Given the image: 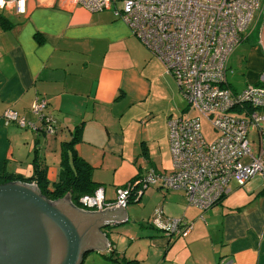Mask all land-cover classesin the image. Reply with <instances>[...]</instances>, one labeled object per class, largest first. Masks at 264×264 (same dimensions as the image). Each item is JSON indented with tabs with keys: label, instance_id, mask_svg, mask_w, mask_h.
I'll return each mask as SVG.
<instances>
[{
	"label": "crops",
	"instance_id": "obj_1",
	"mask_svg": "<svg viewBox=\"0 0 264 264\" xmlns=\"http://www.w3.org/2000/svg\"><path fill=\"white\" fill-rule=\"evenodd\" d=\"M0 16L7 23H0V174L28 177L38 166L51 189L62 167L61 145L77 128L67 155L89 165L90 180L107 201L149 169L170 170L167 119L176 115L171 107L178 101L173 77L112 10L92 12L71 0H26L25 14L3 9ZM36 99L46 102L44 113L55 119L54 134L43 132L30 111ZM5 109L37 129L4 124ZM139 190L134 201L146 197L144 215L135 218L124 207L127 221L104 228L108 248L94 251L101 259L113 253L138 264H264L263 175L241 187L232 184L204 211L188 205L179 191L154 185ZM158 206L161 219L193 222L186 237L169 239L150 223Z\"/></svg>",
	"mask_w": 264,
	"mask_h": 264
},
{
	"label": "built area",
	"instance_id": "obj_2",
	"mask_svg": "<svg viewBox=\"0 0 264 264\" xmlns=\"http://www.w3.org/2000/svg\"><path fill=\"white\" fill-rule=\"evenodd\" d=\"M89 11L112 10L131 33L170 74L186 106L167 119L171 167L167 173L149 169L144 175L117 187L113 201L97 187L78 199V207L101 211L125 207L138 187L157 186L179 191L188 205L199 210L212 207L231 189L241 187L256 174L264 177V69L254 83L238 90L227 80V58L247 38L249 28L264 12V0H71ZM13 9L23 15L26 0H0V11ZM254 22V23H253ZM46 102L36 99L30 111L40 120V129L56 132L55 119L44 113ZM196 112L206 117L218 135L205 141ZM4 124L37 129L12 109L1 114ZM256 130L253 152L248 127ZM133 197V196H132ZM170 238L186 237L193 222L183 217L156 215L150 222Z\"/></svg>",
	"mask_w": 264,
	"mask_h": 264
},
{
	"label": "water",
	"instance_id": "obj_3",
	"mask_svg": "<svg viewBox=\"0 0 264 264\" xmlns=\"http://www.w3.org/2000/svg\"><path fill=\"white\" fill-rule=\"evenodd\" d=\"M260 44L264 52V12ZM127 219L121 206L86 211L69 193L50 201L35 183H0V264H82L108 248L104 228Z\"/></svg>",
	"mask_w": 264,
	"mask_h": 264
},
{
	"label": "rangeland",
	"instance_id": "obj_4",
	"mask_svg": "<svg viewBox=\"0 0 264 264\" xmlns=\"http://www.w3.org/2000/svg\"><path fill=\"white\" fill-rule=\"evenodd\" d=\"M116 5L119 7L121 5L119 0H116ZM258 13H254L253 20L255 24L252 28H249L248 30V36L241 42H239L231 51L227 58V80L232 84L233 87L240 90L245 83H254L257 77H259V74L264 69V52L263 48L260 44V26L263 21V14H261V17L257 18ZM253 22V23H254ZM263 53V55H262ZM175 85V92L178 93V100L176 102V105L173 108L175 110L174 112L178 114L180 112V109H183L187 102L186 99L179 93L178 87L174 81L172 80ZM170 95V91L167 88V99ZM171 106L170 100H167V111L169 110L168 107ZM192 114H196L198 116L199 122H200V131L205 141H212L217 135L218 132L215 131L213 128L211 122L204 116L197 114L196 112H192ZM247 139L250 141L249 145L252 149V151H255L256 148V142H257V134L254 127L249 126L248 127V134ZM232 184L230 183V186ZM150 187V186H149ZM146 197H144L140 202H128L127 208L132 211L135 214V218L140 219L141 216L144 215V203H145ZM160 206V205H159ZM156 209V214L161 215L160 208ZM154 216V214H153ZM134 217H130V222H134ZM147 217V216H146ZM166 218V217H165ZM202 219V218H201ZM145 220V219H144ZM204 220V219H202ZM141 222L137 220V223ZM143 223V220L141 222ZM145 225V224H144ZM122 227V226H119ZM115 235V234H114ZM95 252L88 253L83 258L82 264H116L112 260L106 259L103 260L100 258V256H97V254H94ZM104 253V252H103Z\"/></svg>",
	"mask_w": 264,
	"mask_h": 264
},
{
	"label": "trees",
	"instance_id": "obj_5",
	"mask_svg": "<svg viewBox=\"0 0 264 264\" xmlns=\"http://www.w3.org/2000/svg\"><path fill=\"white\" fill-rule=\"evenodd\" d=\"M0 19H1L0 21L1 25L6 27L7 23L5 18L0 16ZM76 132H78V128L75 131L73 137H71L70 140L68 141H64L61 145L62 167L59 172V179L57 182L53 183L51 189L48 188V182L45 179L43 170L39 169L38 166H34L35 168L33 174L28 177H12L10 175L0 174V183H4L8 181H16V180L26 183L34 182L38 187L39 191L41 192V194L50 201L58 199L63 195L69 193L71 202L74 205H78V199L81 196L92 194L98 186L90 180L89 165L86 162H83L74 153H72L70 159L67 155V150L71 151L73 143L78 140V136L76 135ZM136 178L137 177L132 178L129 181H132ZM133 194H134V190L132 191V195L131 198L129 199V202L134 201L135 197ZM220 200L217 201L215 204L219 203ZM105 258L108 260H112L116 264H138V261L135 259L118 257L113 253L105 255Z\"/></svg>",
	"mask_w": 264,
	"mask_h": 264
}]
</instances>
